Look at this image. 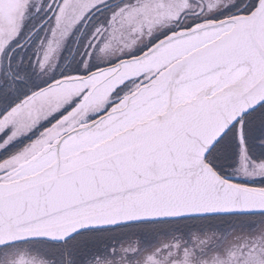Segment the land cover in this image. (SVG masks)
Masks as SVG:
<instances>
[{"label": "snow or ice", "instance_id": "obj_1", "mask_svg": "<svg viewBox=\"0 0 264 264\" xmlns=\"http://www.w3.org/2000/svg\"><path fill=\"white\" fill-rule=\"evenodd\" d=\"M0 264H264V0H0Z\"/></svg>", "mask_w": 264, "mask_h": 264}]
</instances>
